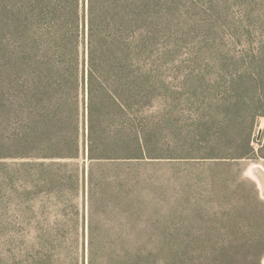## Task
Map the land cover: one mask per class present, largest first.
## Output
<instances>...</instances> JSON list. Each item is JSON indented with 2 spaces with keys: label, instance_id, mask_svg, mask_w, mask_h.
Returning a JSON list of instances; mask_svg holds the SVG:
<instances>
[{
  "label": "trees",
  "instance_id": "obj_1",
  "mask_svg": "<svg viewBox=\"0 0 264 264\" xmlns=\"http://www.w3.org/2000/svg\"><path fill=\"white\" fill-rule=\"evenodd\" d=\"M234 3L240 12L228 31L220 34L216 26L209 49L213 84L197 77L204 98L199 117L202 127L216 131L207 140L210 157L264 159V140L254 145L256 123L264 117V0ZM161 8V0H10L0 8V55L11 35L23 60L1 69L0 105L16 117L19 94L10 91L11 77L28 72L22 94L29 127L42 137L35 141L43 157L64 162L40 190L61 204L62 195H70L66 204L74 208L70 225L60 226L75 236L79 252L68 264H174L153 238L86 237L79 203L86 193L93 196L95 165L161 158L147 133L149 121L169 111L150 113L159 93L171 89L161 79L156 49ZM85 159L89 169L80 163Z\"/></svg>",
  "mask_w": 264,
  "mask_h": 264
},
{
  "label": "rangeland",
  "instance_id": "obj_2",
  "mask_svg": "<svg viewBox=\"0 0 264 264\" xmlns=\"http://www.w3.org/2000/svg\"><path fill=\"white\" fill-rule=\"evenodd\" d=\"M9 1L0 0V8ZM234 2L161 0L156 49L161 79L171 89L159 93L150 113L169 111L147 129L161 158L94 166L93 196L79 198L86 237L153 238L174 264H264V159L210 157L207 140L216 131L202 127L199 117L204 98L197 77L213 84L209 49L216 26L220 34L228 31L240 12ZM14 44L11 35L4 37L0 100L1 69L11 60L23 62ZM28 75L20 70L11 77L10 91L19 94L16 117L10 119L0 105V264H68L79 252L75 236L60 226L70 225L74 208L66 204L70 195H62L61 204L40 190L42 180L64 162L44 158L37 130L29 127L22 94ZM254 136L258 149L264 117ZM82 162L89 169V161Z\"/></svg>",
  "mask_w": 264,
  "mask_h": 264
}]
</instances>
